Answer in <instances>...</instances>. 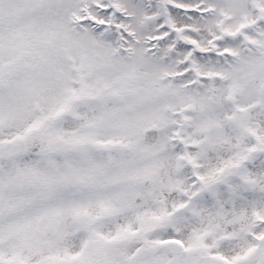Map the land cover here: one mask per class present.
I'll return each instance as SVG.
<instances>
[{"label":"snow or ice","instance_id":"6c2138e0","mask_svg":"<svg viewBox=\"0 0 264 264\" xmlns=\"http://www.w3.org/2000/svg\"><path fill=\"white\" fill-rule=\"evenodd\" d=\"M0 264H264V0H0Z\"/></svg>","mask_w":264,"mask_h":264}]
</instances>
